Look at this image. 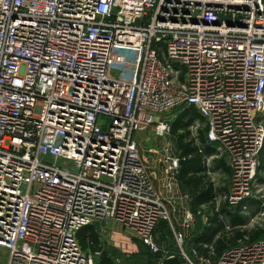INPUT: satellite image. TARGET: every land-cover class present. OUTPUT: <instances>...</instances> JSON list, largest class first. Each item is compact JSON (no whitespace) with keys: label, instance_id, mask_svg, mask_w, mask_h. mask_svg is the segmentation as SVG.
<instances>
[{"label":"built area","instance_id":"built-area-1","mask_svg":"<svg viewBox=\"0 0 264 264\" xmlns=\"http://www.w3.org/2000/svg\"><path fill=\"white\" fill-rule=\"evenodd\" d=\"M189 107L214 151L207 162L231 171L234 210L251 200L262 163L263 0H0L7 264H96L78 233L110 222L132 231L154 264H264V234L218 257L208 247L199 255L180 233L178 256L158 241L170 213L134 135L167 134L162 117Z\"/></svg>","mask_w":264,"mask_h":264},{"label":"trees","instance_id":"trees-1","mask_svg":"<svg viewBox=\"0 0 264 264\" xmlns=\"http://www.w3.org/2000/svg\"><path fill=\"white\" fill-rule=\"evenodd\" d=\"M202 122L196 110L189 107L183 110L176 116L170 125V135L175 138L176 149L179 152L178 156V181L183 185L191 197L190 209L195 212L197 207L209 205L208 223L203 227L201 234H195L189 238V246L195 248L199 255L208 257L210 250L204 248V245L212 244V252L215 257H218L227 247L236 246L238 241L247 238L249 242L258 240L264 230L255 228L247 229H225V220H230L231 226H243L245 217L241 216V206L239 205L234 210H229L226 202H221L218 205L215 203V198L220 190H217L208 176L206 168V159L213 154L212 146L204 137V130L197 128L195 135L190 128L195 122ZM264 148V147H263ZM263 152V150H262ZM215 167L225 168L221 161L214 160ZM264 172V167H260L259 172ZM251 206L257 210L260 209V202L248 200ZM166 222H162L158 228V236L162 239V227L166 226ZM214 231L220 232L219 238H214ZM78 241L82 250L87 249L91 252L98 253L96 264H113L108 254L99 243V236L96 230L92 227H85L78 233ZM164 264H181L178 258L165 260Z\"/></svg>","mask_w":264,"mask_h":264},{"label":"rangeland","instance_id":"rangeland-1","mask_svg":"<svg viewBox=\"0 0 264 264\" xmlns=\"http://www.w3.org/2000/svg\"><path fill=\"white\" fill-rule=\"evenodd\" d=\"M137 55L138 54H133L131 56V59H130L128 65L124 69L125 72L129 71V73L125 75V78L130 80V81L136 77L137 72L139 70V62L136 61L134 64V60H133ZM135 65L138 67V69H137V67H135ZM177 114H179V113H174L171 116L166 115L165 117H162V119L167 121V120H169L168 118L170 117V118H172V120H174L176 118ZM173 117H175V118H173ZM263 117H264V115H263ZM170 125H171V123H170ZM196 127L197 126L195 125V126H193V128L190 129L194 135L196 133ZM154 129L155 128L152 127V129H150V131L137 133L134 135V139L138 144L140 155L141 156L144 155L147 159L146 162L143 161L145 166L148 168L150 174L153 175V173L155 172L160 183L162 184V180L166 179L165 172H166L167 166L169 164H171V161L170 162L167 161L168 158L166 157V154L164 152V149H167V148H165V147L167 145H169V150H170L169 155H170L171 159L178 158L179 152L176 150L175 138L172 137L171 135H169L167 137L165 136L164 139H162L160 148L159 147L155 148L156 147L155 146L156 145L155 140H151V138H150V137H152L151 134L153 133ZM147 138H150L149 141H146ZM177 165H178V163H177ZM261 166L264 167V148H263V157H262ZM210 169H211V171H210L209 178L214 183L215 187L219 190L226 191V189L228 187V176L226 174H224L223 172L215 171L213 169V166H211ZM169 176H170V182H173V184H175V183L177 184V182H176L177 181V175H175L174 173H172V174L170 173ZM176 187H177V190L178 189L179 190L175 193V195L178 198H182V197L186 198L187 193L180 188V185L177 184ZM173 191L175 192V190H173ZM251 200L260 202L261 204H260V209H258V210L255 207L248 204L249 208L246 212H249L248 213L249 217L247 218V221H246V224H247L246 229L252 230L255 228H259V229L264 230V172H261V171L259 172V175L257 178V187L255 189V192L252 195ZM174 208H175V211H174L173 215H170V221L165 224L166 225L165 227L164 226L162 227V239L160 237L159 243L164 247L166 252L170 253V255L178 256V250H177L175 240H174V232H176V233L180 232V233H182V235L184 234L187 237L192 238L193 235H195L194 233H197V231L201 228L202 221H201V219H197L196 225H197V223H199V226L197 228V226L195 225L193 232H190L189 230H184L183 229V216H184V213L187 212V210L189 211V209H188L186 203L181 199L178 202H176V205H174ZM169 213H170V209H169ZM96 231H97V233H99V235H100L99 237H101V235L104 234V232L101 233L102 229L100 230L98 228V229H96ZM127 231L133 233L132 231H130L128 229H127ZM188 240L189 239H187V243H188ZM101 245H102V243H101ZM102 247L106 251V247L104 246V244L102 245ZM109 251H111V250H109ZM112 253H113V251H112ZM144 254L145 255H143L142 257H136V259H133L132 261L127 260L124 264H154L156 259L152 255H149L147 250ZM7 257H8L7 251L0 249V261L6 263Z\"/></svg>","mask_w":264,"mask_h":264},{"label":"crops","instance_id":"crops-1","mask_svg":"<svg viewBox=\"0 0 264 264\" xmlns=\"http://www.w3.org/2000/svg\"><path fill=\"white\" fill-rule=\"evenodd\" d=\"M173 118H175V117H173ZM168 119L169 120H167V121L163 120V119L160 120L161 122H164V123H166L169 126L168 133L164 134L162 139H164L165 136L167 137V136L170 135V123H172L173 120L170 117ZM196 123H198L196 129L199 128V127H201L202 129H205L203 127V121L202 122H200V121L198 122L197 121V122H195L193 124V126ZM191 128H193V127H191ZM152 135H156L155 130H153V133L151 134V136ZM204 137H205V130H204ZM150 138H147L146 141H149ZM155 144H156L155 148H158L161 145V143L158 144L156 140H155ZM165 148H167V149H164L166 157L168 158L167 161L168 162L171 161V164H169L167 166V169H166V172H165L166 179L162 180V184L160 183V181H159L158 177L156 176L155 172L153 173V175L151 174L153 187H154L155 191L158 193V195L165 201L168 209H170V215H173V213L175 211L174 205H176V202H178L180 199L183 200L186 203V205H187V207L189 209V211L186 209L187 212L184 213V216H183V229L184 230H189L190 232H193V230L195 228V225H196L197 219H201L202 226L197 231V233H194V234H201L203 227H205L207 225V223H208V217H209V212H210L209 205H202V206L197 207L195 212L191 211V209H190L191 197H190L189 193L187 192L186 188L183 185H181L180 182L178 181V165H177L176 168L172 167V160H177L178 158L171 159L170 155H169V153H170L169 145H167ZM262 157H263V152H262ZM141 158L143 159L142 161H144V162L147 161V159H146V157L144 155H142ZM208 158L206 159V168H207L208 176H210V171H211L210 167L211 166H213V169L215 171L223 172L224 174H226L228 176V187H227L226 191L220 190L221 193H219L217 195V197L215 198L216 205H218L221 202H226L227 203L226 199H227V196H228V193H229L231 171H230L226 161H224L223 159H215V160L221 161L224 164L225 168L228 170V172H225V170L223 168L215 167L213 165V161L214 160L211 161V162H207ZM177 163H178V160H177ZM170 173L171 174L174 173L175 175H177V181L176 182H177V184L180 185V188L187 193L186 194V198H184V197L178 198L175 195V193L179 189L177 190V187H176L177 184L176 183H175L176 184L175 185V184H173V182H170V176H169ZM211 183H213V182L211 181ZM213 185H214V183H213ZM214 187H215V185H214ZM173 190H175V192ZM217 190H219V189H217ZM248 204L249 203H243L242 206H241V212H240L241 216L245 217L246 221H247V218L249 217V215H248L249 212H246L248 210V208H249ZM229 210H231V209H229ZM187 216H192V220L190 221V224H185V222L187 221ZM246 221H245L244 224H242L243 226H238V225H236V226L232 225L231 226L230 220H225V222H224L225 223V229L226 230H230V229H246V225H247ZM196 226L198 228L199 223H197ZM103 232H104V234L101 235V237H99V243L100 244L102 243V245L104 244V246L106 247V253L108 254V257L111 259L113 264H124L127 260L132 261L133 259H136V257H142L143 255H145L144 253L146 252L147 248L136 237V235H134L133 233L127 231V229L123 228V226H121V225H119L117 223H114V222H110L105 227L102 228L101 233H103ZM96 233H97V231H96ZM97 234H98V236H100L99 233H97ZM180 234H182V233H180ZM183 236L186 239H189V237H187L186 235L183 234ZM213 236H214L215 239L219 238L220 232L214 231V235ZM245 239H247V238H245ZM242 240H244V239H242ZM206 247L212 248V244L211 245H204V248H206ZM227 248H229V247H227ZM109 250H111V251H109ZM112 251H113V253H112ZM92 253H94V252H92ZM148 253H149V251H148ZM149 255H151V254L149 253ZM7 263H8V257H7V262L5 264H7Z\"/></svg>","mask_w":264,"mask_h":264},{"label":"water","instance_id":"water-1","mask_svg":"<svg viewBox=\"0 0 264 264\" xmlns=\"http://www.w3.org/2000/svg\"><path fill=\"white\" fill-rule=\"evenodd\" d=\"M162 137H163L162 135H152L151 140H156L157 143L160 144L162 141ZM159 148H160V146H159ZM1 264H3V263H1Z\"/></svg>","mask_w":264,"mask_h":264}]
</instances>
